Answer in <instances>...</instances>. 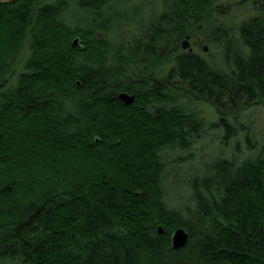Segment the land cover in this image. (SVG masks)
<instances>
[{
    "label": "trees",
    "instance_id": "1",
    "mask_svg": "<svg viewBox=\"0 0 264 264\" xmlns=\"http://www.w3.org/2000/svg\"><path fill=\"white\" fill-rule=\"evenodd\" d=\"M231 4L0 0V264H264V0Z\"/></svg>",
    "mask_w": 264,
    "mask_h": 264
},
{
    "label": "water",
    "instance_id": "2",
    "mask_svg": "<svg viewBox=\"0 0 264 264\" xmlns=\"http://www.w3.org/2000/svg\"><path fill=\"white\" fill-rule=\"evenodd\" d=\"M77 41L78 40H75L74 44H76ZM182 48L188 49V51H192L189 46V43L186 40L183 42ZM203 49L204 51H206L207 48L204 47ZM119 99L124 101V103L129 104L133 101V96H129L127 94H120ZM158 231L160 234L163 232L161 228H159ZM187 239H188L187 233L183 229H177L171 237L172 248L178 249V248L183 247L186 244Z\"/></svg>",
    "mask_w": 264,
    "mask_h": 264
},
{
    "label": "rangeland",
    "instance_id": "3",
    "mask_svg": "<svg viewBox=\"0 0 264 264\" xmlns=\"http://www.w3.org/2000/svg\"><path fill=\"white\" fill-rule=\"evenodd\" d=\"M231 1L232 0H219V3H227V4H231ZM232 5V4H231ZM238 12V13H237ZM242 12L243 11H240V10H238V11H236V8H234V9H232V12L231 13H234V14H236L235 15V20H241L243 17H245L246 15H245V13L244 14H242ZM248 15V14H247ZM194 45V44H193ZM192 45V46H193ZM191 46V47H192ZM194 48H195V45L193 46ZM192 47V48H193ZM202 48H204V47H202ZM207 48V47H206ZM187 50V49H186ZM194 51L197 53V54H200L201 56H205V55H207L208 53H209V49L207 48L206 49V51H204V49L202 50L201 48H195L194 49ZM206 57V56H205ZM207 58V57H206ZM260 126V118H259V116H258V114L256 115V119H255V127H259Z\"/></svg>",
    "mask_w": 264,
    "mask_h": 264
},
{
    "label": "flooded vegetation",
    "instance_id": "4",
    "mask_svg": "<svg viewBox=\"0 0 264 264\" xmlns=\"http://www.w3.org/2000/svg\"><path fill=\"white\" fill-rule=\"evenodd\" d=\"M190 46V45H189Z\"/></svg>",
    "mask_w": 264,
    "mask_h": 264
}]
</instances>
